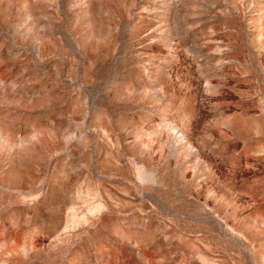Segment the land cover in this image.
<instances>
[{
    "label": "rangeland",
    "instance_id": "374dc122",
    "mask_svg": "<svg viewBox=\"0 0 264 264\" xmlns=\"http://www.w3.org/2000/svg\"><path fill=\"white\" fill-rule=\"evenodd\" d=\"M0 264H264V0H0Z\"/></svg>",
    "mask_w": 264,
    "mask_h": 264
}]
</instances>
